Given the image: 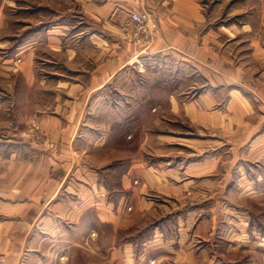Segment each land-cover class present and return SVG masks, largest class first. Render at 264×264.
<instances>
[{
	"label": "crops",
	"instance_id": "1",
	"mask_svg": "<svg viewBox=\"0 0 264 264\" xmlns=\"http://www.w3.org/2000/svg\"><path fill=\"white\" fill-rule=\"evenodd\" d=\"M132 12L156 28L141 31ZM155 61L172 64L182 80L167 110L188 122L191 136L145 137L134 153L96 166L79 145L90 101ZM33 128L44 144L25 139ZM228 179L246 180L245 189L224 187ZM229 191L262 201L264 221V0H0L6 264L218 261L223 253L205 243L218 216L199 215L193 234L190 221L206 209L204 197L214 196L218 210ZM162 197L186 211L179 234L156 224L144 239L134 229ZM253 215L246 208L232 225L246 233L231 236L234 264L264 259Z\"/></svg>",
	"mask_w": 264,
	"mask_h": 264
},
{
	"label": "rangeland",
	"instance_id": "2",
	"mask_svg": "<svg viewBox=\"0 0 264 264\" xmlns=\"http://www.w3.org/2000/svg\"><path fill=\"white\" fill-rule=\"evenodd\" d=\"M168 63L155 61L154 63H147L141 72L131 70L127 73L129 79L126 82L116 81L90 101L82 122V136L79 145L88 154L91 163L102 167L110 166L111 161V165H113L116 162L114 160L120 156L126 157L134 153L145 137L151 139V137L158 135L168 139V136H172L173 133L191 136L192 128L188 122L182 116H174L167 110V98L172 93L180 91L183 86L181 78L178 76L179 79L174 78L172 67L168 68L172 64ZM181 72L182 69L180 68L176 70L179 75ZM161 106L164 107V110L158 114L156 109ZM156 122L158 123L157 127L155 126ZM25 139L32 144L35 142L44 144V138L36 128L29 131L25 135ZM46 147L50 151L58 150V146L53 143L46 144ZM149 148L147 146V149ZM4 153L5 156L10 155L8 150ZM245 186L246 180H224V187L230 189L237 187L245 189ZM204 198L207 201L206 209L202 210L201 214L197 212L195 220L193 217L191 218V234H193L194 222L199 220V215L201 218H204V215L210 218L216 214L218 219L208 233L209 238L215 243L209 241V243H205L212 247L213 251L223 253V259L218 261L213 259L208 264H234L236 259L229 255L232 249L231 236L246 233L244 228L232 227V225H236V222L240 225L242 223L240 219L246 217V208L252 209L255 211V215H253L255 219L253 217L251 220V223L253 222L251 229L256 237L264 236L263 202L260 201L258 205L257 201L254 203L248 201L245 195H238V192L229 191L220 199L219 202L222 204L218 202L220 204L219 209L215 210L214 196ZM195 206L196 203H192L191 207L194 208ZM183 208L178 201H166L163 197L158 198L156 209L148 215H144L141 223L134 230L140 232V236L143 234L145 239L153 232V225L158 224L165 234L175 238L179 234L178 223L184 219V216L182 217ZM184 212L186 213V211ZM255 251H258L257 253L264 252V245L259 244ZM257 253L256 255H258ZM241 262L245 264L246 260ZM255 264H264V259L260 254L256 256Z\"/></svg>",
	"mask_w": 264,
	"mask_h": 264
},
{
	"label": "built area",
	"instance_id": "3",
	"mask_svg": "<svg viewBox=\"0 0 264 264\" xmlns=\"http://www.w3.org/2000/svg\"><path fill=\"white\" fill-rule=\"evenodd\" d=\"M130 18L133 22H135L139 26V28L142 31H148L150 27L156 28V26L150 22V18L146 14L132 12L130 14ZM0 264H6L5 258L1 254H0Z\"/></svg>",
	"mask_w": 264,
	"mask_h": 264
},
{
	"label": "trees",
	"instance_id": "4",
	"mask_svg": "<svg viewBox=\"0 0 264 264\" xmlns=\"http://www.w3.org/2000/svg\"><path fill=\"white\" fill-rule=\"evenodd\" d=\"M10 148H13V146H11ZM10 150H11V149H10ZM12 150H15V147H14Z\"/></svg>",
	"mask_w": 264,
	"mask_h": 264
}]
</instances>
